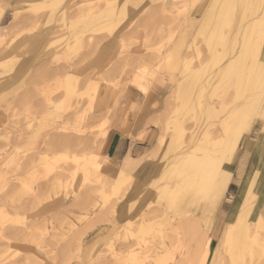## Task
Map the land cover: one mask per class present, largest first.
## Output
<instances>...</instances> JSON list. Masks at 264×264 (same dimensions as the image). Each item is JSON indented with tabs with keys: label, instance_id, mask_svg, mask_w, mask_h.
Here are the masks:
<instances>
[{
	"label": "rangeland",
	"instance_id": "374dc122",
	"mask_svg": "<svg viewBox=\"0 0 264 264\" xmlns=\"http://www.w3.org/2000/svg\"><path fill=\"white\" fill-rule=\"evenodd\" d=\"M88 4L0 0V264H229L223 235L237 192L238 157L229 187L196 227L201 201L185 213L190 192L178 199L164 192L175 172L125 171L120 183V161H105L103 141L111 129L147 134V161H166L167 168L191 137L203 140L229 115L230 108L218 104L224 97L254 110L264 93L205 83L201 73L193 95L178 99V80L198 69L195 60L184 66L175 46L168 61L157 64L155 45L140 51L96 45ZM167 47L159 48L162 54ZM136 71L144 73L145 94L133 81ZM254 114L244 145L256 140Z\"/></svg>",
	"mask_w": 264,
	"mask_h": 264
},
{
	"label": "bare ground",
	"instance_id": "6f19581e",
	"mask_svg": "<svg viewBox=\"0 0 264 264\" xmlns=\"http://www.w3.org/2000/svg\"><path fill=\"white\" fill-rule=\"evenodd\" d=\"M251 1L257 3L255 9L251 8ZM88 3L87 19L96 45L107 50L134 51L155 45L157 64L167 62L171 47L175 46L177 59L184 66L195 60L198 69L192 66L178 80V99L191 95V87L201 73H207L205 83H230L234 88L242 85L244 92L258 89L260 94L264 93V0H88ZM248 12L247 16H253L251 19L245 16ZM134 35L141 40L128 41ZM165 46L167 50L162 54L159 48ZM189 48L195 56L188 55ZM142 58L139 62L144 63ZM214 66L216 71H206ZM133 76L138 85L139 80L144 79L143 72L136 71ZM139 88L146 93L143 86ZM234 102L225 97L219 101L220 108H230L229 115L221 119L212 133L204 135L203 140L191 137L167 168L165 160L152 165L144 155L134 166L124 164L126 167L118 171L115 180L125 181L124 172L132 169L138 173L152 167L158 172L163 169L166 173L175 172V179L166 183L164 192L169 198L178 199L189 191L185 200L189 203L182 209L185 213H190L189 206L200 200L194 209L197 213L194 224L201 227L200 219L206 217L211 205H217L216 200L229 187L235 166L231 162L234 156L238 157L237 192L223 235L225 253L229 264H264V197L261 196H264V100L262 106L254 110L252 104ZM207 109L216 110L213 104L207 105ZM253 113L259 118L255 123L259 125L258 133L255 141L244 145V134L252 129L249 117Z\"/></svg>",
	"mask_w": 264,
	"mask_h": 264
},
{
	"label": "crops",
	"instance_id": "0c3cea01",
	"mask_svg": "<svg viewBox=\"0 0 264 264\" xmlns=\"http://www.w3.org/2000/svg\"><path fill=\"white\" fill-rule=\"evenodd\" d=\"M156 89L159 93H163L161 86H157ZM125 131L126 132H122L111 129L107 132L103 141V154L105 156V161L109 164H115L120 161L122 168L126 167L123 166L124 164L134 166L138 160L145 155L143 152L148 143L147 134L139 137L137 130L127 129ZM127 171L135 174V169Z\"/></svg>",
	"mask_w": 264,
	"mask_h": 264
}]
</instances>
